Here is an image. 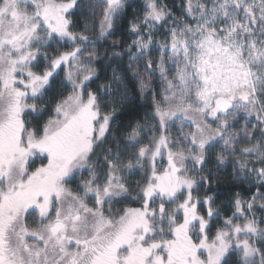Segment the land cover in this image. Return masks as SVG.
Returning a JSON list of instances; mask_svg holds the SVG:
<instances>
[{"label":"snow or ice","instance_id":"snow-or-ice-1","mask_svg":"<svg viewBox=\"0 0 264 264\" xmlns=\"http://www.w3.org/2000/svg\"><path fill=\"white\" fill-rule=\"evenodd\" d=\"M130 7L0 0V264H264V0Z\"/></svg>","mask_w":264,"mask_h":264},{"label":"trees","instance_id":"trees-1","mask_svg":"<svg viewBox=\"0 0 264 264\" xmlns=\"http://www.w3.org/2000/svg\"><path fill=\"white\" fill-rule=\"evenodd\" d=\"M126 2L134 5V7L128 8L127 9L128 14L125 17H123L121 21L118 22V26L114 29L113 35L108 38L107 43L109 46L111 45L113 40L125 39L130 42V37L127 36V22L133 19L134 15L141 10L142 5H143V0H126ZM163 2L167 3L169 7L174 8L177 12H179L180 0H163ZM85 17H90V16L86 9L85 0H80V8L77 9L76 16L73 18L76 28L79 29L83 27ZM101 51H103V49H101ZM104 63H107L106 59L102 61V64ZM113 67H117V66L113 65ZM103 74L104 73L102 72V75ZM106 74L108 77H111L112 68H108ZM140 105H141V102H140L139 97L138 96L132 97L130 94L129 103L127 105V111L123 113L121 117V121H118V124L127 123L130 120L133 122L136 121L137 119L142 120L143 113L146 111H149V109L146 107H141ZM44 118L46 119L47 117L45 116ZM79 179H80V176H79ZM230 187H231V183L229 181H223L221 182V184L214 186L212 192H210L209 194L214 193L216 195L217 204H221L222 202H228ZM127 206L128 207H138L139 204L131 203ZM117 207L123 208L125 207V205H118ZM225 209H227L226 206H225ZM229 215H230V212H229ZM216 223L217 222H215V220L212 221L213 227H215Z\"/></svg>","mask_w":264,"mask_h":264},{"label":"rangeland","instance_id":"rangeland-1","mask_svg":"<svg viewBox=\"0 0 264 264\" xmlns=\"http://www.w3.org/2000/svg\"><path fill=\"white\" fill-rule=\"evenodd\" d=\"M91 2V0H85V5H86V9H87V12L89 13V16H91V12L90 11H88V8H87V6H88V4ZM97 11H99V10H97ZM92 24H95V25H98L99 24V19L97 18V19H95V20H93L92 22H91ZM46 162V161H45ZM35 166H39V161H37V163H36V165H34V167ZM80 179H79V176H77V182L79 181ZM214 193H211L210 195H213ZM215 195V194H214ZM215 197H216V195H215ZM216 200H217V197H216ZM227 204H228V202H222L221 204H218V205H225L226 207H227ZM230 215H231V212H230ZM215 222H217L216 223V225L218 224V223H221L222 221H217V220H215ZM215 225V226H216Z\"/></svg>","mask_w":264,"mask_h":264}]
</instances>
